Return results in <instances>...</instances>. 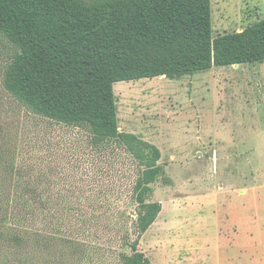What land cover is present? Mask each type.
I'll use <instances>...</instances> for the list:
<instances>
[{
    "label": "rangeland",
    "instance_id": "374dc122",
    "mask_svg": "<svg viewBox=\"0 0 264 264\" xmlns=\"http://www.w3.org/2000/svg\"><path fill=\"white\" fill-rule=\"evenodd\" d=\"M263 19L264 0H212L213 39ZM16 53L0 36V201L20 171L46 186V208L9 217L7 230L0 203V264H123L141 168L116 143L94 147L87 128L17 102L3 84ZM114 93L120 131L162 153L151 198L162 211L139 251L151 264H264V63L119 82Z\"/></svg>",
    "mask_w": 264,
    "mask_h": 264
},
{
    "label": "trees",
    "instance_id": "16d2710c",
    "mask_svg": "<svg viewBox=\"0 0 264 264\" xmlns=\"http://www.w3.org/2000/svg\"><path fill=\"white\" fill-rule=\"evenodd\" d=\"M0 36L17 50L3 83L17 102L37 116L87 128L94 147L116 143L141 168L131 190L137 240L121 258L151 264L138 246L162 211L151 201L162 153L120 131L114 86L262 64L264 19L213 39L212 0H0ZM17 174L18 183L8 185L0 201L7 230L9 217L28 220L46 208V186L24 184ZM11 239L23 243L20 235Z\"/></svg>",
    "mask_w": 264,
    "mask_h": 264
}]
</instances>
